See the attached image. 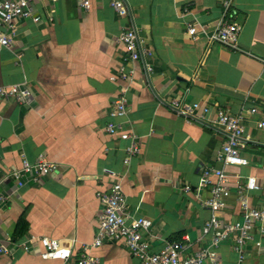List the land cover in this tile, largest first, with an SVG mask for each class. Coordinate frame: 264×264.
<instances>
[{"label": "crops", "instance_id": "obj_1", "mask_svg": "<svg viewBox=\"0 0 264 264\" xmlns=\"http://www.w3.org/2000/svg\"><path fill=\"white\" fill-rule=\"evenodd\" d=\"M112 1L89 0L84 8L79 0H36L33 15L40 20H17L12 45L0 50V88L26 79L32 91L20 102L0 93V177L40 154L57 165L19 188L11 178L0 183V192L11 194L0 204V239L47 236L75 252L62 261L18 250L1 255L0 264H78L77 251L97 231L96 193L111 182L105 168L122 174L128 211L152 220L158 235L151 238L153 250L165 240L187 238L195 248L210 243L201 238L210 210L195 192L211 167L229 176L231 194L218 211L221 218H240L236 184L249 175L260 189L246 193L248 203L264 202V128L256 126L264 119V0H230L226 11L223 0H120L123 15ZM221 17L241 24L237 48L208 42L207 33ZM191 22L197 23L195 37L187 34ZM128 26L147 52L132 63L123 119L138 135L140 153L126 163L128 140L107 133L105 125L119 91L111 79L124 52L117 36ZM174 99L208 110L203 118H189L173 109ZM252 105L258 112L246 115L241 151L248 164L223 166L218 156L226 134L213 123L216 108L237 113ZM201 194L208 197V188ZM253 238L244 264H264V233L255 231ZM91 253L101 264H140L120 241ZM218 254L223 264L237 262L230 239Z\"/></svg>", "mask_w": 264, "mask_h": 264}, {"label": "built area", "instance_id": "obj_2", "mask_svg": "<svg viewBox=\"0 0 264 264\" xmlns=\"http://www.w3.org/2000/svg\"><path fill=\"white\" fill-rule=\"evenodd\" d=\"M36 0H0V50L10 47L15 36L16 21L31 17L39 21V15H33V3ZM56 2L57 0H51ZM84 8H88L89 0H79ZM225 11L230 5V0H223ZM113 8L121 15L126 14V7L120 0L112 1ZM241 24L227 17H221L207 33L209 43L218 42L230 48H237ZM198 32L197 23L187 25V34L195 37ZM117 41L124 46L121 62L111 79L117 81L119 91L112 99L109 120L105 130L109 134L123 135L128 140L124 147L126 152L125 162L139 155L140 146L138 135L128 131L123 119L128 110L127 91L133 82L134 69L132 63L137 61L147 49L141 47L140 38L135 28L124 27L117 36ZM151 70V67H148ZM0 93L5 98H14L16 101H28L32 96L31 88L26 79L12 85L0 88ZM173 109L189 118H203V112L208 110L206 105L199 102H189L184 99L171 101ZM258 112L256 105L243 108L237 113H230L223 108H216L213 123L220 127L226 134V139L221 146L218 159L223 166L229 164L246 165L248 160L241 154L245 147L244 130L246 115ZM256 126L264 128V119L256 121ZM264 168V164H262ZM57 165L49 161L44 154H40L34 162L23 160L18 168L9 169L0 177V183L11 178L16 188L28 182H38L41 177L55 171ZM105 173L111 178L107 189L96 193L100 211L97 216V231L91 243L82 244L77 251L78 264H101L99 256L92 254L91 249L109 241H120L140 264H223L218 254L219 245L230 239L236 253V264H244L248 254V245L253 241L255 231L264 233V202L259 206L248 203L246 193L258 191L260 185L254 176H247L243 182L236 184V194L241 202L242 213L239 219L226 220L221 218L218 211L226 206V198L231 194L229 176L222 167H211L202 174V181L196 188V196L210 210L209 217L201 229V238L210 239L204 247H193L186 238L180 240H165L162 246L153 250L151 238L158 237L152 232V220L146 216L133 215L128 211L125 194L122 189V174L114 169L105 168ZM216 177V181L212 180ZM207 187L209 195L202 197L201 191ZM190 185H184L183 191H190ZM11 194L0 192V204H5ZM37 252L43 259L68 260L75 253L71 246L60 240L39 235H30L21 240L0 239V256L13 254L18 251Z\"/></svg>", "mask_w": 264, "mask_h": 264}]
</instances>
